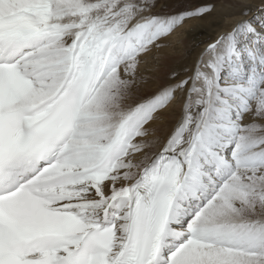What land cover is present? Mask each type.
I'll return each mask as SVG.
<instances>
[{
  "label": "snow or ice",
  "instance_id": "1",
  "mask_svg": "<svg viewBox=\"0 0 264 264\" xmlns=\"http://www.w3.org/2000/svg\"><path fill=\"white\" fill-rule=\"evenodd\" d=\"M233 8L0 0V264H264V0Z\"/></svg>",
  "mask_w": 264,
  "mask_h": 264
},
{
  "label": "bare ground",
  "instance_id": "2",
  "mask_svg": "<svg viewBox=\"0 0 264 264\" xmlns=\"http://www.w3.org/2000/svg\"><path fill=\"white\" fill-rule=\"evenodd\" d=\"M234 0H224L222 4H218L217 7L218 9H221L224 12L227 13H233L235 14L237 12V9H225V5L233 3ZM247 3L255 7L257 3L256 0H247ZM198 25H203V26H208L209 23H204L201 21H191L189 24L186 26L185 29H182L180 33L177 34V37L173 38V46L169 49H166L164 51V56L167 57L166 60L162 61L161 63L166 66L168 70L172 68H177V64L185 61V56L184 51L189 50L193 51L194 47L186 46L187 44V39L184 38L185 35H187L189 32H192ZM176 50V52H175ZM179 54V55H178ZM186 62V61H185ZM140 73L141 75H148L155 77L157 75H162V73H157L156 72V63L155 62H150V63H145L141 66L140 68ZM157 81L155 79L150 80L149 85L147 86L149 91L146 94H150L151 91H154L156 88ZM154 127L157 128L158 134L163 136L166 135V129L164 128L163 125H154Z\"/></svg>",
  "mask_w": 264,
  "mask_h": 264
},
{
  "label": "rangeland",
  "instance_id": "3",
  "mask_svg": "<svg viewBox=\"0 0 264 264\" xmlns=\"http://www.w3.org/2000/svg\"><path fill=\"white\" fill-rule=\"evenodd\" d=\"M223 1L224 0H215L217 5L222 4ZM256 1L257 3H259V0ZM169 2L175 3L177 2V0H169ZM182 2L187 5L195 6L196 4L206 2V0H182ZM216 23H223V20L220 16L216 18ZM216 30V27L212 24H209L208 26L198 25L192 32H189L187 35L184 36L185 39L188 38L186 46L194 47L196 44H201L203 42V39H207L214 36L216 34ZM185 61L178 63L177 69L181 68Z\"/></svg>",
  "mask_w": 264,
  "mask_h": 264
}]
</instances>
